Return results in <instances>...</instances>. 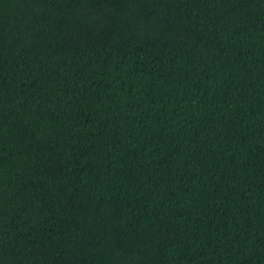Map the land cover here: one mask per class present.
<instances>
[{"label": "trees", "instance_id": "trees-1", "mask_svg": "<svg viewBox=\"0 0 264 264\" xmlns=\"http://www.w3.org/2000/svg\"><path fill=\"white\" fill-rule=\"evenodd\" d=\"M0 264H264V0H0Z\"/></svg>", "mask_w": 264, "mask_h": 264}]
</instances>
